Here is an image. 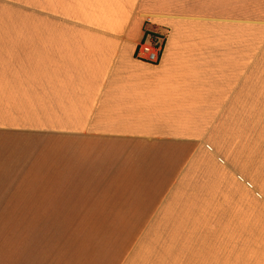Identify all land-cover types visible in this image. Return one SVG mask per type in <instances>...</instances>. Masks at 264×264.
<instances>
[{
  "label": "crops",
  "instance_id": "1",
  "mask_svg": "<svg viewBox=\"0 0 264 264\" xmlns=\"http://www.w3.org/2000/svg\"><path fill=\"white\" fill-rule=\"evenodd\" d=\"M252 6L0 0V222L101 224L78 264H264Z\"/></svg>",
  "mask_w": 264,
  "mask_h": 264
},
{
  "label": "rangeland",
  "instance_id": "2",
  "mask_svg": "<svg viewBox=\"0 0 264 264\" xmlns=\"http://www.w3.org/2000/svg\"><path fill=\"white\" fill-rule=\"evenodd\" d=\"M251 1L255 18L264 19V0ZM255 33H262L257 25ZM87 230L101 224L0 222V264H78L85 259L78 242L86 243Z\"/></svg>",
  "mask_w": 264,
  "mask_h": 264
},
{
  "label": "built area",
  "instance_id": "3",
  "mask_svg": "<svg viewBox=\"0 0 264 264\" xmlns=\"http://www.w3.org/2000/svg\"><path fill=\"white\" fill-rule=\"evenodd\" d=\"M166 44V35L144 31L143 37L135 49V58L150 64H157Z\"/></svg>",
  "mask_w": 264,
  "mask_h": 264
}]
</instances>
